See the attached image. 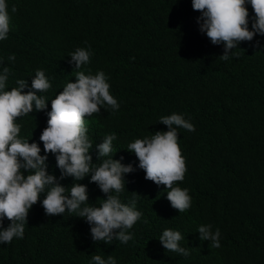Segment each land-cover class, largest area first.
<instances>
[{
    "label": "trees",
    "instance_id": "16d2710c",
    "mask_svg": "<svg viewBox=\"0 0 264 264\" xmlns=\"http://www.w3.org/2000/svg\"><path fill=\"white\" fill-rule=\"evenodd\" d=\"M9 12L7 39L0 40V73L9 68L6 89L26 79L29 87L37 69L51 88L38 93L47 108L16 119L20 138L36 142L47 126L51 99L77 71L108 77L110 94L119 108L102 107L85 117L93 167L96 144L109 134L113 159L131 164L124 174L122 203L135 197L141 218L127 231L126 244L93 241L91 225L67 210L47 216L40 201L28 212L22 238L0 243V264H92V257L112 256L116 264H264V35L240 42L222 60L223 44L214 45L200 31L191 0H6ZM17 11H11L12 6ZM248 27L254 18L250 4ZM91 52L81 69L69 63L76 48ZM10 55L15 60L8 59ZM25 88L23 91H28ZM182 115L195 131L178 128V144L185 158L184 180L174 186L188 189L191 207L172 208L168 189L145 179L135 154L127 145L137 138L167 131L161 116ZM47 171L58 179L55 156L47 154ZM27 174L25 170H21ZM72 177L59 179L70 188ZM88 202L99 207L106 194L90 181ZM138 193V194H137ZM114 194V193H112ZM10 221L3 220L2 228ZM200 225L220 231V247L200 240ZM165 229L179 231L187 257L167 251L159 241Z\"/></svg>",
    "mask_w": 264,
    "mask_h": 264
},
{
    "label": "clouds",
    "instance_id": "9594fccd",
    "mask_svg": "<svg viewBox=\"0 0 264 264\" xmlns=\"http://www.w3.org/2000/svg\"><path fill=\"white\" fill-rule=\"evenodd\" d=\"M250 4L254 18L251 30L248 27V9ZM192 9L201 15L197 18L200 31L214 45L223 44L222 60H228L229 54L240 42L252 41L254 35H264V0H191ZM11 11L15 13L13 5ZM9 12L6 0H0V40L7 39L9 32ZM91 52L86 48H76L70 54L69 63L75 69H81L90 61ZM14 61L15 56L10 55ZM9 68L0 73V225L6 218L10 221L6 228L0 227V243H10L14 237L22 238L29 210L42 201L47 216L76 213L91 225V238L110 244L113 239L127 243L132 234L127 230L141 218L142 213L135 209L136 199L130 205L122 203L119 194L125 191L124 174L134 171L131 164H123L113 159V141L116 134L106 135L102 142L95 145L97 160L102 163L93 167L89 150L93 147L85 126V117L100 113L102 107L117 110L119 104L110 94V84L103 71L94 75L89 71H77L75 81L66 83L63 90L51 99V110L47 112V126L40 134L45 155L36 142L29 143L20 138L21 125L16 119L47 108L46 98L38 93L46 92L51 84L43 70L37 69L29 87L26 79H17L16 87L6 89ZM28 88V91H23ZM159 122L167 126V131H156L151 137L137 138L127 145V150L135 154L138 167L143 169L145 179L157 186L168 189L166 198L172 208L185 212L191 207L188 189L174 186L184 180L187 171L185 158L178 144V128L195 131V127L182 115L173 113L161 116ZM55 156L56 166L60 169V178L72 177L71 187L59 183V179L47 171V154ZM27 174H23L21 170ZM90 174V181L98 185L106 194L99 207L83 206L88 202L87 186L75 181ZM114 193V194H112ZM138 194V193H137ZM199 239L211 241L212 247L219 248L220 231L211 230V225H200ZM183 239L179 231L165 229L159 237L167 251L190 255L180 246ZM92 264H116L115 258L107 260L100 255L92 257Z\"/></svg>",
    "mask_w": 264,
    "mask_h": 264
},
{
    "label": "rangeland",
    "instance_id": "374dc122",
    "mask_svg": "<svg viewBox=\"0 0 264 264\" xmlns=\"http://www.w3.org/2000/svg\"><path fill=\"white\" fill-rule=\"evenodd\" d=\"M248 6V4L246 5V7Z\"/></svg>",
    "mask_w": 264,
    "mask_h": 264
}]
</instances>
